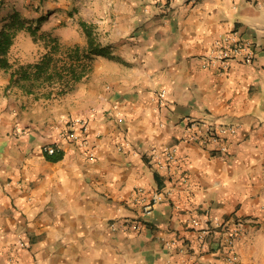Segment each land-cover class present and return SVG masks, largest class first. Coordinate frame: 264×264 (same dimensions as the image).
Returning <instances> with one entry per match:
<instances>
[{
  "label": "crops",
  "instance_id": "crops-1",
  "mask_svg": "<svg viewBox=\"0 0 264 264\" xmlns=\"http://www.w3.org/2000/svg\"><path fill=\"white\" fill-rule=\"evenodd\" d=\"M45 1L52 10L37 33L84 48L82 29L64 26L66 0ZM82 1L71 6L88 15L80 22L105 56L72 91L36 99L0 69V264H225L236 224L240 263L264 264V0ZM5 22L0 15V29ZM227 33L251 45L252 64L203 68ZM35 44L24 63L13 42V69L39 60L46 50ZM76 118L88 124L87 149L67 138ZM185 118L235 127L227 154L184 141ZM171 144L178 159L159 175L148 154ZM136 187L162 195L148 217L133 203ZM136 219L138 230H110Z\"/></svg>",
  "mask_w": 264,
  "mask_h": 264
},
{
  "label": "built area",
  "instance_id": "built-area-1",
  "mask_svg": "<svg viewBox=\"0 0 264 264\" xmlns=\"http://www.w3.org/2000/svg\"><path fill=\"white\" fill-rule=\"evenodd\" d=\"M170 0H152L156 7L166 5ZM254 59V52L251 45L245 40L238 39L234 34L227 33L222 34L218 38L214 39L211 47L204 55L201 66L203 68H213L218 73H224L229 69L231 63H241L245 65L252 64ZM157 98L160 103L165 98V92L160 91L157 94ZM183 140L188 143L198 144L203 147L212 148L219 154H227L228 146L225 142V135H234L235 127L232 125H221L217 123H206L193 120L191 118H185ZM69 126V130L66 132L67 138L77 144L81 148H88V141L85 134L88 131V124L82 119H68L66 121ZM17 128V125H15ZM42 152L48 156H52L55 153V147L51 145H45L42 147ZM149 158L152 163L154 171L159 174H170L171 166L178 159V148L175 144L164 145L159 148H151L149 152ZM94 155L92 152L88 153V159L93 160ZM182 182H185L183 179ZM169 190H173V186L168 187ZM136 196L133 199L134 204H138L140 214L143 217L151 215L154 206L162 200V195L158 192H152L147 198H145V191L142 187H136ZM195 223V222H194ZM215 227L223 231H228L225 222L217 220ZM141 222L139 219L133 220V222H121L111 223L110 230L115 231L120 229L138 230L141 228ZM231 232L227 234L224 245V263L225 264H241L236 251V245L240 241L242 226L240 224L233 225ZM207 233V230H204ZM20 247H26L27 245L21 241H18ZM197 264V262H194Z\"/></svg>",
  "mask_w": 264,
  "mask_h": 264
},
{
  "label": "trees",
  "instance_id": "trees-1",
  "mask_svg": "<svg viewBox=\"0 0 264 264\" xmlns=\"http://www.w3.org/2000/svg\"><path fill=\"white\" fill-rule=\"evenodd\" d=\"M79 26L86 40L84 48L73 45L62 49L57 38L45 35L42 41L46 51L39 60L13 69L7 57L16 35L24 31L34 43L40 42L37 28L27 25L17 13H13L0 29V69L9 71L10 82L36 99L69 93L90 71L92 58L105 56V50L97 42L92 26L85 22H79Z\"/></svg>",
  "mask_w": 264,
  "mask_h": 264
},
{
  "label": "rangeland",
  "instance_id": "rangeland-1",
  "mask_svg": "<svg viewBox=\"0 0 264 264\" xmlns=\"http://www.w3.org/2000/svg\"><path fill=\"white\" fill-rule=\"evenodd\" d=\"M46 3L47 2L45 0H0V15L3 16L5 21H7L13 13H17L27 25H30L32 28H37L38 31L43 19L41 14H43L46 10H52V7H48ZM50 3L56 4L57 2L51 1ZM65 4L67 8L64 9V19L66 21L64 26L70 34H73L75 31L74 29L76 27H80L79 22L83 20V18L88 21L89 17L87 14H84L82 18L79 17L77 10L71 6L72 0H66ZM68 18L69 20H67ZM37 36L40 38V44L43 46L44 44L42 38L45 35L37 33ZM72 38L73 37L70 39ZM66 40L69 39L66 38ZM35 45L36 44L33 42L31 36L27 32L21 31L14 39L12 54L21 57L24 63L31 62V60L36 57ZM60 46L62 49L68 47L62 45Z\"/></svg>",
  "mask_w": 264,
  "mask_h": 264
}]
</instances>
